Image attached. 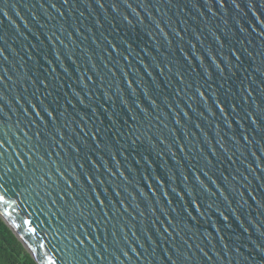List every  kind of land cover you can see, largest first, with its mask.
<instances>
[{
	"label": "water",
	"instance_id": "1",
	"mask_svg": "<svg viewBox=\"0 0 264 264\" xmlns=\"http://www.w3.org/2000/svg\"><path fill=\"white\" fill-rule=\"evenodd\" d=\"M104 2L105 9L102 10L95 0H69L67 6L63 5L62 0H0V8L8 14L0 15V37L7 41L4 52L7 59L0 57V74L6 77L2 94L10 104V107L4 108V127L10 132L13 146L20 145L15 150L28 152L22 143L24 137L21 135L20 140H16L11 133L20 135L17 129H23L31 137L36 131L35 127H31L33 119L42 131L53 132L56 127L67 124L68 127L63 130L66 133L65 139L68 144L80 147L81 151L79 154L72 152L67 145L64 151L56 148L51 159L46 157L49 164L60 167L61 171L66 168L67 173L79 180L82 186L86 183V173L99 175L104 181L102 186L95 187V192L90 191L92 186L84 187L81 191V187L73 184V195L91 198L99 194L100 200L104 201L103 207L95 202L92 206L94 214L86 221L81 220L80 224H83L82 232L99 237V242L93 241L96 245L94 250H99L105 259L99 261L93 258L88 261L85 257V264H168V256L176 264H182L184 257L189 258L186 264H264V173L246 171V167L254 160L253 153L261 157L260 167L264 168V153L260 151L264 147V133H253L247 122H242L244 128L241 129L235 123L239 116L232 112L231 107L235 102L239 105L238 113L243 114L248 110L244 100L249 92L257 98V103L264 101V35H260L264 31V0H238L239 10L232 6L231 0L223 9L216 0H172L171 4L167 0H152L153 7L149 11L154 14L158 8L162 14L153 15V18L169 22L173 29L186 28L189 30L188 35H191L193 29L205 33L210 29L217 35L226 33L221 36L225 44L223 55L227 61V64H221L222 71L210 61H206L203 67L199 61L190 65L175 41L169 47L163 37H158L160 43L152 40L149 33H155L154 25L148 27L151 21L145 19L140 24L133 20L130 26L121 22L119 17L113 19L115 14L108 8L107 0ZM41 3L44 4L43 8L40 7ZM52 3L56 4V9L50 7ZM133 6H136L135 0ZM120 11L124 12L122 5ZM58 12L64 15L60 16ZM33 14L38 22L32 18ZM24 21H27V27ZM53 33L66 44H69L67 37L71 36L80 48H87L93 57L92 63L97 65V71L105 82L109 80L110 74L100 64L102 57L108 68H113V64L124 68L129 79L142 77V82L151 85L152 95L157 97V103L160 104L158 110L150 112V121L155 125V118L159 115L161 127L157 129L153 126L147 137L140 133L128 136L139 123L143 125L140 129L143 133L149 126V120L140 114L138 121L133 122L131 116L137 115L136 112L129 113L116 97L112 101L104 98L98 87L100 79L93 74L92 65H86L87 57L77 59L73 55L72 59L76 60L73 65L67 59V55L71 54L68 53L58 61L56 56L59 46L54 49L47 40ZM103 37L117 44V52L121 55L113 53L110 61L104 50ZM169 38H172L171 33ZM97 44L100 48L96 47ZM127 45L132 47L131 55L126 51ZM233 46L239 49V62L235 57L228 59L229 49ZM69 48L72 52L79 51L72 44H69ZM124 56L132 61L130 67L124 61ZM158 60L167 62L171 72L166 70L163 75H159L155 70ZM216 62L221 63L219 58ZM144 65H148L147 72L156 77L155 83L145 73ZM86 68L87 75L97 81V86L89 83L85 89L79 83L77 69L85 71ZM177 73L183 76V81ZM122 79L123 74L117 73L112 81L113 91L116 87L127 88L126 84L120 83ZM40 80L48 84L47 91L39 86ZM197 89L204 93L203 99ZM37 98L43 101V106L49 111L56 109L53 112L57 117L55 124L38 104L36 110L40 112L44 123H41L40 117L25 115L24 109L32 112L27 101L36 103ZM17 99L20 104H16ZM81 99L83 103H80ZM166 102L171 105V109ZM217 104L226 109L228 121L224 120ZM146 105L147 101L142 106ZM179 110H182L181 114L176 115ZM184 112L188 114L187 118L183 117ZM113 113L118 115L114 116ZM113 120L116 121L115 125ZM26 124L29 127H25ZM229 124H232L231 128ZM93 132L99 133L97 141L90 138ZM244 135L253 140L252 145L244 144L241 139ZM233 138L240 140V143H234ZM160 140H164V143L161 144ZM97 142L100 143L99 148H96ZM220 143L228 149L227 154L220 151ZM5 147L8 148V145ZM181 147L184 148L183 152L179 151ZM8 150L11 152L13 149ZM213 151L215 156L212 155ZM229 156L236 161L235 164L228 159ZM86 157L102 164L99 171L86 162ZM21 159H24L23 155ZM206 160H211L215 169L210 171L205 168ZM77 164H83L84 169L81 170ZM192 165L203 168L213 180L221 173L228 177L227 186L233 188L229 200L232 201L231 208L236 210L235 215L230 213L229 207L222 200L214 201L207 193L194 191L196 204L199 205L197 211L190 202L191 198L185 194L181 177V173L189 175ZM252 166L255 167V164ZM105 168L117 172V177L109 175ZM237 170L247 180L240 179ZM20 171L24 173L23 168ZM28 171L31 172L30 167ZM101 172L103 175H100ZM120 173H123L122 178ZM234 176L240 180L239 183L233 181ZM52 178L58 181L61 188L66 187L57 176L53 175ZM65 178L69 179V183L72 182L67 175ZM189 180L195 182L190 175ZM158 181L163 183V188ZM17 182L23 181L17 179ZM217 183L225 187L222 181L218 180ZM241 185H246L247 191ZM206 186L211 187L207 182ZM173 188L180 193L179 196L172 192ZM188 190L193 191L191 186ZM212 190L215 191L214 188ZM165 192L167 199L164 198ZM120 201L128 206L127 212ZM209 204L211 208H208ZM28 211L32 216L24 218L33 219V226L37 228L42 240L36 236L29 239L7 217L1 218L35 260L37 256L29 251V244L38 247L43 242L49 254L69 246L70 237L65 239L68 233L61 229L56 219H49L51 212L48 209L38 217L36 214L39 208L34 207ZM141 212L142 216L139 214ZM169 219L177 225L176 232L168 227ZM95 220L101 221L99 227L94 223ZM20 222L17 217V223ZM122 228L123 232L120 231ZM165 228L172 232L175 240L166 238ZM75 234L80 235V232ZM81 239H84L83 235ZM104 245L108 246L107 251H104ZM140 245L144 247L140 248ZM174 247H178L183 254L179 259L172 251ZM131 248L141 253L139 259L130 251ZM119 249L129 251L132 259L120 255Z\"/></svg>",
	"mask_w": 264,
	"mask_h": 264
},
{
	"label": "snow or ice",
	"instance_id": "2",
	"mask_svg": "<svg viewBox=\"0 0 264 264\" xmlns=\"http://www.w3.org/2000/svg\"><path fill=\"white\" fill-rule=\"evenodd\" d=\"M169 4L172 3V0H167ZM219 3V7L221 9L227 7L228 0H216ZM64 6L69 4V0H62ZM95 3L98 5L100 9H105V2L104 0H95ZM108 8L110 9L111 13H114L113 19L119 17L121 22L126 23L130 26L133 25V20L136 23L143 24L145 19L151 21V24L148 25L149 28H152L154 25V35L149 33L152 36V40L156 43H160L158 37H163V41L166 42L169 47L172 46L173 41H175L180 46V51L184 54V59L188 61L191 65L194 61H199L200 66L203 67L206 61H210L212 65H215L217 69H221V64H227V61L223 55L224 49V40L221 39V36H225L226 33L221 32L220 35H217L216 32L208 30V33L204 31L197 32L195 29L192 30L191 35H188V29L186 28H177L173 29L171 24L164 20H156L153 18V15H162L160 10L157 8L155 13H151L149 9L153 7L152 0H135L136 6H133V0H107ZM231 4L237 10L240 9V3L238 0H231ZM121 5L123 6L124 12L121 13ZM40 7L43 8L44 4L41 3ZM51 8L56 9V4L52 3L50 5ZM58 11V10H57ZM142 13L144 15L142 16ZM19 16V13H16ZM60 16H63L64 13L58 12ZM0 15L7 16V12H4L2 8H0ZM215 15V13H213ZM131 17V19L129 18ZM32 18L37 20V17L33 14ZM21 20L23 18L21 17ZM38 22V20H37ZM111 23V21L109 22ZM24 25L27 27V21H24ZM163 25V26H162ZM18 27V26H17ZM115 27V26H114ZM168 31H165V29ZM171 33L172 38H169V34ZM79 35V33H77ZM103 35V34H101ZM188 35V39L185 40V36ZM260 35H264V31L260 33ZM69 40V44H72L73 48H79L78 52H72V49L69 48V44H66L64 40L60 39L59 36H56L53 33L52 36H48L47 40L49 43L53 45L55 49L57 45L59 46V50L56 56V59L59 61L61 56L64 54L71 53L67 55V59L72 61V64H76V60L72 59V56L75 55L77 59H83V57H87L86 65L91 64V70L93 74L96 75L100 79L99 89L104 96V98L108 101H112L113 97L122 103L129 111V113L136 112L137 115H132L131 119L133 122L138 121V116L140 114L146 120H149V126L144 130L143 133L140 132L141 127L143 126L142 123L137 124L135 128H133L129 133L128 136L136 135L140 133L145 137L148 136V133L151 132L152 127H156L159 129L161 127L162 121L160 120V116H156V123L153 125L150 121V112L156 111L160 108V104L157 103V97L152 95L151 85L146 84V82H142L141 78H128V72L125 71L124 68L118 66V64H113V68H108V65L103 63V57L100 60V64L103 68L108 69V73L110 74V78L107 82H105L104 77L100 76L99 72L97 71V65L92 63L93 57L89 55V50L87 48H80L79 45L75 44L72 40V37H67ZM95 43V41H93ZM104 43V50L106 51L107 58L111 61L113 53L116 55H121V53L117 52V44H114L112 40H108L107 37H103ZM7 41L3 40V37H0V57H3L5 60L7 59L4 56L5 52V45ZM163 46V45H161ZM97 48H100V45H96ZM186 50V51H185ZM126 51L129 55L132 54V47L131 45H127ZM159 51V49H157ZM239 49H236L235 46L229 49L228 59L230 60L232 57H235L236 61H240V56L237 55ZM94 55V53H93ZM217 58L220 59L221 63H217ZM124 61H126L127 66H131L132 61L128 59L127 56L123 57ZM155 59V58H154ZM143 63V61H141ZM63 67V65H61ZM148 65H144L145 73L151 77L152 82L155 83L156 77L152 76V73L147 72ZM115 69V71L113 70ZM155 70L158 72L159 75H163L164 72L167 70L171 72V68L168 67V63L164 61H157ZM65 72L68 69H64ZM79 72V83L84 86V88H88L89 83H91L94 87L97 86V81L93 80L92 76L87 75V68L85 71ZM222 71V69H221ZM117 73L123 74V79L120 81L121 84H126L127 88H120L116 87V90L113 91V83L112 81L116 78ZM176 75L179 76L180 80L183 81V76L179 73ZM136 74L133 73V77ZM5 75L0 74V217H7L13 226L19 229L22 233L28 236L31 239L33 236H36L39 240H42V237H39L37 233V228L33 226V219L32 218H24V216L31 217L32 213L29 212V209L34 207L39 208V212H37V217L41 214H45V209H48L51 212V217L49 219H56L58 223H60L61 229L68 233L65 239H69V246L64 249H57L53 254H49L45 244L43 242L39 243L38 247H33L32 244L28 245V249L31 253L36 254L37 259L35 261H29L28 264H85V257L88 261H92L93 258L99 261H103L105 256L101 254L99 250H94L96 245L93 244V241L99 242L98 236H91L90 234H85L81 231L83 228V224H80L81 220H87L90 216L94 214L93 212V204L98 202L101 207L104 205V201L100 200L99 194L95 195L91 198H82L79 195H73L75 189L73 188V184L77 187H81V191H83L84 187L92 186L90 188L91 192H95V187L102 186L104 181L100 179L99 175H93L90 173L85 174L86 183L82 186L80 181L74 177H71L70 173H67V169L65 168L64 171L60 170V167L50 165L48 159H51L53 151L56 148H59L61 151L65 150V145H67L68 149L72 152L77 154L80 153L81 148L76 146L75 144H68V141L65 139L66 133L63 131L68 127L67 124L58 126L55 128L53 132L49 131H42L40 129V125L35 123L34 119L31 122V127H35L36 131L33 132V135L30 137L28 132L23 131V129H17L20 135L16 133H11L16 140H20V136L24 137V141L22 142L25 147L28 148L27 153H22L16 151L15 149L20 147V145L13 146L12 140L9 138L10 132L5 129V117L3 115L4 108L6 106L10 107L3 96V84L5 82ZM7 79H11L8 77ZM39 86H42L45 91L48 89V84L45 83L44 80H40ZM33 84H36L33 81ZM139 90V91H137ZM199 96L203 99L204 93L200 92L199 89L196 90ZM111 93V95L109 94ZM49 95L51 93H48ZM179 94V93H178ZM78 95V94H77ZM89 99L91 97H88ZM257 98L252 96V93H248V97L245 98L244 103L248 105V110H245L243 114L237 112V105L235 102L232 104V112L239 116V120H235V123L240 125L241 129L244 128V124L242 122H247L249 127L252 128L253 133H264V101L260 103L256 102ZM147 101L146 106H142L144 102ZM16 104H20V100L17 99ZM27 103L31 106L32 112L29 113L27 109H24L25 115H31L33 117H40L41 123H44V119L41 116L40 112L37 111V104L40 106L42 112L46 113L48 117L51 118L53 124L56 123L57 117L53 115V111H49L46 107L43 106V101L37 98L36 103H32L31 101H27ZM80 103H83V100H80ZM167 107L171 109V105L166 102ZM190 107V106H189ZM219 109V112L223 115L224 120L228 121V115L226 114V109L220 107L219 104L216 105ZM177 109H179V105H177ZM182 110L177 111L175 114L180 115ZM63 113H61V116ZM114 116L118 115L113 113ZM211 115V113H210ZM188 114L186 112L183 113V117L187 118ZM10 119V117H8ZM116 121L113 120V124L115 125ZM177 124L180 123L179 120L176 121ZM79 126V125H77ZM87 126V125H85ZM25 127H29V125H25ZM164 127H167L164 125ZM197 127H199L197 125ZM229 127H232V124H229ZM83 132V129H80ZM79 135V134H77ZM85 135H87L85 133ZM98 132H93L91 135V140L97 141L98 139ZM59 137V140H57ZM139 138V137H138ZM70 139V137H69ZM234 139V143L239 144L240 140ZM242 141L245 145H252L253 140L249 139L248 135H244L241 137ZM264 139V137H262ZM60 141H63L61 143ZM161 144L164 143V140L159 141ZM219 143V141H217ZM8 145V148L5 147ZM220 151L224 154H227L228 149L224 146V144L220 143ZM100 147V143H96V148ZM12 148L13 150L10 152L8 149ZM180 152L184 151V148L181 147L179 149ZM202 151V150H201ZM262 153H264V147L260 149ZM31 153V154H29ZM23 155L24 159H21ZM212 155L215 156V151L212 152ZM235 155V153H233ZM254 160L246 167V171L249 173H264V168H261L262 159L259 156H256L255 153L252 154ZM59 156V153H57ZM35 157V159H33ZM48 157V159H46ZM62 159V158H61ZM86 162L91 163L92 168L97 169L99 171L102 164H97L96 161L91 160L90 158L86 157ZM113 160L116 159L115 156L112 157ZM229 160L232 158L229 156ZM27 161L28 163H25ZM177 163H180L179 161ZM232 163L235 164L236 161L232 160ZM255 164V167L252 166ZM81 170L84 169L83 164H77ZM29 167L31 168V172L28 171ZM71 167V165H69ZM192 171L189 175L194 179V183L189 180V175H184L181 173L183 188L185 194L191 198V204L197 208L199 211V205L196 204V196L193 195V192L197 193H207L210 197L214 199V201L222 200L230 210L232 215L236 214V210L231 208L232 201L229 200V195H231L233 188L228 187L229 184L228 177L224 176L221 173L217 176L216 180H213L211 176L208 175L207 171H204L203 168H197L195 165H192ZM205 168H208L210 171L215 169V165L212 163L211 160H206L204 164ZM21 168L24 169V173H21ZM109 172V175L116 178L117 172H112L109 169H106ZM118 171V170H117ZM199 173V174H197ZM27 174V175H25ZM53 175L57 176L59 180H62L66 187L61 188L57 180H53ZM68 176L71 179V183H69V179H66L65 176ZM100 175H103L101 172ZM119 176L122 178L123 173H120ZM237 176L240 179L247 180V177H244L239 170H237ZM237 176L233 177V181L239 183L240 180L237 179ZM203 177V179H201ZM16 178V179H14ZM180 177H178L179 179ZM17 179L23 181L22 183L17 182ZM222 181L225 187H222L220 183L217 181ZM206 182L207 185L206 186ZM158 184L161 188H163V183L158 181ZM191 186L193 191H189L188 188ZM245 191H247L246 185H241ZM215 189L213 191L212 189ZM172 192L175 193L177 196L180 193L176 192V189L173 188ZM228 193V194H226ZM142 194V193H141ZM119 195V193H117ZM153 195L155 193L153 192ZM249 195H251L249 193ZM164 198L167 199V193L165 192ZM254 199V197H253ZM171 203V201H169ZM122 207H124L125 212L128 211V206L124 205L123 201H120ZM41 205L43 207H41ZM137 207L138 206H133ZM212 205L209 204L208 208H211ZM241 207H243L241 205ZM52 209H55V212H52ZM98 211V209H97ZM15 213V216H14ZM59 213V215H57ZM23 214V215H22ZM141 216L143 213H139ZM107 216V214H105ZM223 215V213H221ZM17 217L20 218L21 222L17 223ZM108 220L111 217H107ZM225 220L228 219L227 216L224 217ZM94 223L97 227L100 226L101 221L95 220ZM155 224V221H153ZM79 225V227H77ZM125 227H128L127 225ZM168 227L172 228L173 232H176L177 225L173 224L172 220H168ZM71 230V231H70ZM123 228L120 231L123 232ZM76 232H80V235H76ZM164 232L166 233V238H172L175 240L172 232H168V229L165 228ZM81 235L84 236V239H81ZM135 235V233H133ZM177 235L179 233L177 232ZM87 241V244L85 243ZM35 243V241H33ZM187 244V241L184 242ZM104 251H107V245H104ZM143 248V245L139 246ZM191 247V246H189ZM88 251H84L85 249ZM120 255L124 256L126 259L131 260L132 257L129 255V251L119 249ZM130 251L135 254L137 259L140 258L141 253L137 252L135 248H131ZM173 253L177 255L178 259L183 255L180 253L178 247H174L172 249ZM202 251V250H201ZM83 253V254H81ZM91 253V254H89ZM207 256V253H204ZM119 259V257H116ZM168 264H176L175 261L172 260L171 256H168ZM188 257H184L182 264H186ZM211 259V257H208Z\"/></svg>",
	"mask_w": 264,
	"mask_h": 264
},
{
	"label": "trees",
	"instance_id": "3",
	"mask_svg": "<svg viewBox=\"0 0 264 264\" xmlns=\"http://www.w3.org/2000/svg\"><path fill=\"white\" fill-rule=\"evenodd\" d=\"M35 261L0 217V264H28Z\"/></svg>",
	"mask_w": 264,
	"mask_h": 264
}]
</instances>
